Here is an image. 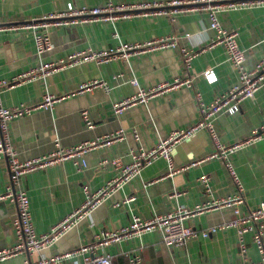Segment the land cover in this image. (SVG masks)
I'll return each mask as SVG.
<instances>
[{
    "label": "crops",
    "instance_id": "crops-1",
    "mask_svg": "<svg viewBox=\"0 0 264 264\" xmlns=\"http://www.w3.org/2000/svg\"><path fill=\"white\" fill-rule=\"evenodd\" d=\"M110 0H0V25L13 24L17 28L0 30V78L10 80L16 74L36 65L40 57L36 52L34 33L19 24L41 18L50 12L63 11L73 6L102 5ZM125 2H162L169 12L161 14H136L117 20H99L70 26L54 27L51 36L54 47L42 55L41 60L56 61L76 50H101L121 42H138L158 36L173 34L177 45L137 53L128 60L118 59L105 63L82 62L67 66L47 76L5 89L2 101L6 106L20 103L33 105L40 102L45 92L66 94L52 108H38L13 119L10 133L20 158H28L51 151L58 139L63 146L85 140L116 134L122 137L110 144L98 146L86 155L87 168L79 171L73 160L32 171L22 178V184L31 200V211L36 229L48 231L56 222L78 208L85 199L83 187L96 190L112 179L116 170L111 165L102 166L104 158L121 157L125 163L132 161L133 152L151 148L160 137L172 130L193 124L200 117L196 97L199 90L206 102L238 81V71L228 58L223 45L209 46L213 37L210 19L204 10L171 12L172 0H112ZM225 27L239 31L238 41L246 50L247 66H253L264 54V4L245 6L221 12ZM183 48L198 51L191 67L184 62ZM212 69L213 81L202 73ZM190 76L192 85H181L146 102L127 106L116 114L113 104L121 98L135 94L139 86L148 88L175 78ZM136 78L138 85L131 82ZM106 80L111 89L97 87L76 93L79 84L90 80ZM83 110H89L94 122L86 124ZM264 122V85L255 97L242 102L238 112L221 113L215 119L216 130L224 142L246 138ZM138 137H137V136ZM215 142L206 130H199L181 140L173 149L174 163L179 166L210 154ZM244 186L246 205L256 206L264 199V137L248 144L230 156ZM167 160L158 157L145 164L140 173L124 186L94 207L91 212L68 230L58 241L44 251L51 255L89 243L104 229H116L129 223L132 213L149 217L163 213L177 204L193 208L204 204L210 197L199 181L203 174L211 176L213 196L216 199L234 194L238 188L224 166V161L212 158L186 170L166 175ZM10 180L8 164L0 158V189ZM181 194L172 196L174 191ZM127 195L135 199L116 206ZM17 208L13 202L0 200V249L13 245L17 236L14 220ZM234 217L229 208H214L190 216L186 223L198 228L219 224ZM248 258L259 262L264 254L245 234ZM114 264H237L240 260L235 228L219 230L208 237H198L186 243L167 247L157 230L107 247ZM136 252L140 261L132 263L130 253ZM76 256L65 264L81 259ZM24 255L0 261V264H25Z\"/></svg>",
    "mask_w": 264,
    "mask_h": 264
},
{
    "label": "built area",
    "instance_id": "built-area-1",
    "mask_svg": "<svg viewBox=\"0 0 264 264\" xmlns=\"http://www.w3.org/2000/svg\"><path fill=\"white\" fill-rule=\"evenodd\" d=\"M169 4L172 7L171 12L204 10L207 13L210 19V28L213 31L209 46L223 45L225 47L228 58L238 71V81L229 89L219 92L210 102H206L202 97L201 91L198 90L196 97L200 109V117L193 124L172 130L166 136L160 137L158 142L151 148H139L137 152L132 153L133 159L131 162L125 163L119 156L104 158L100 164L102 166L111 165L117 174L96 190H91L88 185H85L83 187L85 192L84 202L45 232H39L36 229L31 211L30 196L22 184V178L32 171L44 169L66 160H73L79 171L84 170L88 166L86 160L88 152L98 146L110 144L121 138L123 130H119L116 134L85 140L71 146H63L56 139L55 146L51 151L37 156L20 158L11 137L10 122L38 108H52L58 101L65 98L66 94H55L47 91L43 94L42 100L36 104L27 105L20 103L14 106H6L2 101L3 91L36 79H45L52 73L67 66L82 62L95 61L101 64L118 59L128 60L137 53L166 46L175 47L178 36L167 34L145 41L121 42L117 46L101 50L91 48L76 50L56 61H45L41 60L42 55L51 51L54 47L51 36V30L54 27L70 26L89 21L117 20L136 14H161L169 11L165 9L166 5L162 2H125L121 4L110 0L105 4L94 6H73L70 4L66 10L50 12L41 18L19 24V27L33 30L36 52L40 60L36 65L16 74L10 80L0 78V158L6 159L10 174L9 183L4 189H0V200L13 202L17 208V215L14 220L17 240L13 245L0 249V261L20 254L25 256V264H65V262L72 260L76 256H81L82 258L73 261L72 264H114L112 254L107 251L109 245L132 239L151 230H157L160 233L163 244L171 247L184 244L192 238L208 237L219 230L232 227L235 228L237 233L241 257L237 264H264V256L259 262L248 258V247L245 240V234H253L254 242L260 252L264 254V199L256 206H249L247 209H243V206L246 205L244 186L238 176L235 165L230 159V156L240 148L264 137V122L259 127L253 128L246 138L230 143L221 139L215 126V119L221 113L233 114L238 112L242 102L247 98L255 97L256 92L264 85V54L257 58L253 66H247L248 57L246 50L240 46L238 41L239 31L225 27L220 14L226 10L261 5L264 4V0H172ZM17 27L18 25L1 24L0 30ZM197 54L198 51H189L183 48L184 62L188 67H191L192 60ZM202 74L210 81L216 79L214 71L210 68L204 70ZM131 82L138 85L134 77ZM181 85L191 86L192 78L190 76L175 78L172 81L148 88L139 86L135 94L121 98L113 104L114 112L116 114L122 113L127 106L146 102L153 96ZM97 87H104L107 90L111 89V85L106 80L95 79L79 84L76 93L91 91ZM83 116L86 124L93 127L94 122L89 116V110H83ZM203 129L214 140L215 150L210 152V154L193 158L189 162L177 166L172 157L176 144ZM158 157H163L167 160L166 175L168 176H173L212 158L222 159L238 190L234 194L216 199L213 196L211 176L203 174L199 177V181L202 182L205 193L210 197L204 204H199L193 208L177 204L171 210L163 213L155 212L149 217H142L137 213H132L129 223L116 229L101 230L95 235L94 240L89 243H82L76 248L51 255L44 254L46 249L58 241L82 218L86 217L94 207L104 202L130 179L138 175L145 164L151 163ZM180 194V192L175 190L172 196ZM134 199V195H127L121 201H116L115 205L128 203ZM211 208H229L233 211L234 217L219 224L201 228L186 223L188 217L201 214ZM128 255L132 263L140 261V256L136 252Z\"/></svg>",
    "mask_w": 264,
    "mask_h": 264
}]
</instances>
